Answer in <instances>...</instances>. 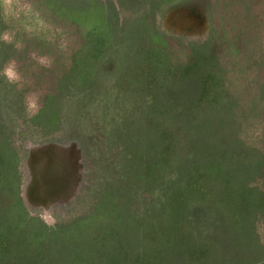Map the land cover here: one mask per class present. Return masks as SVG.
Listing matches in <instances>:
<instances>
[{
    "label": "rangeland",
    "instance_id": "obj_1",
    "mask_svg": "<svg viewBox=\"0 0 264 264\" xmlns=\"http://www.w3.org/2000/svg\"><path fill=\"white\" fill-rule=\"evenodd\" d=\"M45 144L81 165L48 209ZM0 264H264V0H0Z\"/></svg>",
    "mask_w": 264,
    "mask_h": 264
},
{
    "label": "bare ground",
    "instance_id": "obj_2",
    "mask_svg": "<svg viewBox=\"0 0 264 264\" xmlns=\"http://www.w3.org/2000/svg\"><path fill=\"white\" fill-rule=\"evenodd\" d=\"M54 146L58 149H53ZM30 153L32 155L37 153L39 159L34 162L36 171L32 176L34 183L31 191L35 198L30 202L34 206L42 205L48 209L54 203L56 205L72 198L80 182V156L68 146L55 144L32 147ZM27 168L31 177L32 168L28 163Z\"/></svg>",
    "mask_w": 264,
    "mask_h": 264
},
{
    "label": "trees",
    "instance_id": "obj_3",
    "mask_svg": "<svg viewBox=\"0 0 264 264\" xmlns=\"http://www.w3.org/2000/svg\"><path fill=\"white\" fill-rule=\"evenodd\" d=\"M188 135H189V133L187 134V136ZM154 138H155V136L153 137V139ZM137 140H138V142L140 141V143H141V151L143 153L141 160L145 157V162H144V164L143 163L141 164V167L144 168V171H146V170H147V172L152 171L154 168H156V166H155L156 165V156H155L156 149H154V145H152V144H151V146L150 145L147 146L148 145V142H149V136L145 132L144 133L143 132L140 133V137ZM128 150L130 152L132 151V149H128ZM136 153L138 154V151ZM203 155H204V158H202V160H206V161H211V160H213V161H217V160H226V161H228V163H227L228 169H233L235 167V164L237 162H239V161H246L247 158L249 159V157H250V156H247V157H245V159H240L241 158L240 155L238 157L236 154H234V152L233 153H230L227 158H225V157L221 158L220 157V154H218V155L217 154L208 155L206 153V154H203ZM129 157L131 159L135 158V153L132 154V155H131V153H129ZM179 160H180V165H181L182 160H183V157L180 156V159ZM134 165H135V162H131V166H134ZM208 165H211V167H209V168H212L214 166V164H212V163H208ZM209 168H207V169H209ZM217 175L218 174L216 172L207 170V174H205L204 177H207V178L208 177H210V178L213 177L214 178ZM214 180H216V179H214ZM216 182H217V180H216ZM241 190H242V187L241 188H238V189L232 188L231 192H233L232 194L235 196V198H237V197H239V195L241 197L242 195L245 194V193L243 194L242 192H240ZM173 191L175 192L176 195H177V192H179L177 190V187L174 188ZM175 194H174V197L172 199L171 209H170V214H169L170 215V220H171V223H172V227H177L176 225L178 224V222L181 219L180 218V214L182 212H181V205L179 203V201H180L179 198H183L184 203H186L185 200L187 199V196H189V193L187 192L183 196H178L177 195L178 196V199H177V196ZM250 199H251V197H250ZM250 199H249V201L251 202V205L250 204H245V206L251 207L252 204L255 202V200H253V199L250 200ZM235 201H238V202L241 203L240 198H239V200H235ZM235 201H233V206L236 207L238 204H236L237 202H235ZM225 205L226 206H229L230 205V202H226ZM240 206H242V204ZM247 207H246V209H247ZM250 209L249 210L247 209V211H243L241 209L236 210V211H238L240 215H243V214H248V213L250 214ZM251 212H253V211H251ZM240 215H239V217H240ZM245 218H248V216H246ZM249 221L250 222L252 221V217L250 215H249ZM248 230H250V229L248 228Z\"/></svg>",
    "mask_w": 264,
    "mask_h": 264
},
{
    "label": "water",
    "instance_id": "obj_4",
    "mask_svg": "<svg viewBox=\"0 0 264 264\" xmlns=\"http://www.w3.org/2000/svg\"><path fill=\"white\" fill-rule=\"evenodd\" d=\"M185 12H183V15H184ZM171 17V16H170ZM174 18H177V17H174L172 16L171 17V20H173ZM180 22V20L178 21ZM53 149H58L57 146H54ZM38 154L36 153V155H32L31 153H29V158H28V161L27 163L30 165V167L32 168V171H31V168H30V171H31V177H30V172L28 171V174H29V190H32L33 188V183H34V180H33V174H34V171H36V167L34 165V162L35 161H38ZM62 157H64L63 153H62ZM52 158V157H51ZM32 198L34 199L35 197L32 195Z\"/></svg>",
    "mask_w": 264,
    "mask_h": 264
},
{
    "label": "clouds",
    "instance_id": "obj_5",
    "mask_svg": "<svg viewBox=\"0 0 264 264\" xmlns=\"http://www.w3.org/2000/svg\"><path fill=\"white\" fill-rule=\"evenodd\" d=\"M7 75H8L9 77H12L13 73H12V70H11V69H8V70H7Z\"/></svg>",
    "mask_w": 264,
    "mask_h": 264
},
{
    "label": "flooded vegetation",
    "instance_id": "obj_6",
    "mask_svg": "<svg viewBox=\"0 0 264 264\" xmlns=\"http://www.w3.org/2000/svg\"><path fill=\"white\" fill-rule=\"evenodd\" d=\"M191 20V19H190ZM186 23V22H185ZM186 25H188V24H186ZM186 26H184V28H185ZM75 151V150H74Z\"/></svg>",
    "mask_w": 264,
    "mask_h": 264
}]
</instances>
